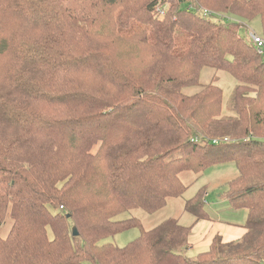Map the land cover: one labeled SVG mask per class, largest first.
Masks as SVG:
<instances>
[{"label":"trees","instance_id":"obj_1","mask_svg":"<svg viewBox=\"0 0 264 264\" xmlns=\"http://www.w3.org/2000/svg\"><path fill=\"white\" fill-rule=\"evenodd\" d=\"M216 16L264 29V0H0V264H264V58ZM219 73L237 83L231 115ZM223 165L236 176L219 193L248 215L240 240L187 256L213 220L206 184L190 226L120 218Z\"/></svg>","mask_w":264,"mask_h":264},{"label":"rangeland","instance_id":"obj_2","mask_svg":"<svg viewBox=\"0 0 264 264\" xmlns=\"http://www.w3.org/2000/svg\"><path fill=\"white\" fill-rule=\"evenodd\" d=\"M214 20L221 21L226 24H232L234 22L238 24L239 33L241 37H243L248 43H250L248 40L249 32H254L256 35L263 37L264 29H263L262 23H260L259 20H255L251 23H248L240 19H236L232 17H224V16H216L214 17ZM3 62H4L3 59L0 58V63H3ZM214 75H215V72L212 69H209V68L204 69L201 73V78H200L201 84L202 85L209 84ZM218 77H219L218 85L223 89V92H224L223 100H224V107H225V106H228V103L231 99V96L233 94L234 88L236 87L237 83L230 75L226 73H219ZM199 90L200 88H193V89L191 88V89L185 90V93L194 94L198 92ZM223 111L225 115H229V114L231 115V113L226 110V107ZM212 170H216V168ZM181 178L185 182L186 185H191L188 192L181 198L169 200L168 205L165 209L153 215L147 214L142 210H135V211H131L129 213H126L120 216V218L121 219L132 218V217L138 218L141 220L146 230H150L154 228L155 226H157L158 224H160L161 222L169 218L178 219L183 225H186V226L192 225L194 222V218L184 213V205L188 200L194 197L199 187L203 185V180L195 181L196 177L193 174H189V173L183 174ZM216 178L217 180L214 183H217L218 185L220 184V182L218 183V181H220V178L219 177H216ZM224 178H226V180L229 181L234 178V175H230L227 173V175ZM217 185H214V186H217ZM207 203L209 205L208 209L211 212H213L216 216L217 215L220 216L221 219L225 222H230V223H234V224L241 226V225H244L247 221L248 215L245 210H239V211L232 210L228 202L226 201V199L225 198L220 199L218 197V193L214 190L209 192ZM10 225H11L10 222L7 221L1 227L0 229L1 238H5L8 235V232L10 230L9 229ZM139 236H140V231L138 229H133L127 232L120 233L114 237H111L108 240H106V242H110L119 247H125L130 242L136 240ZM87 264H90V263H87Z\"/></svg>","mask_w":264,"mask_h":264},{"label":"crops","instance_id":"obj_3","mask_svg":"<svg viewBox=\"0 0 264 264\" xmlns=\"http://www.w3.org/2000/svg\"><path fill=\"white\" fill-rule=\"evenodd\" d=\"M215 168L216 170H212L214 169L212 168L210 169L212 171L209 170L210 172H206L204 177L202 178L203 185L206 184L208 186L207 199L209 197V192L213 190L216 191L218 193V197L222 199L223 197L219 193L218 188L227 181L224 177L227 175V173L230 175H234V177L236 176L235 167L232 165H223ZM216 177L220 178V181H218V183L220 182V184L218 185L217 183H214L217 180ZM206 207L208 212L213 217V220L199 221L194 224L193 229L191 231V236L189 238V248L187 251V256L190 258H195L199 254L208 252L217 237H221L225 243H228L240 240L246 233L245 229L243 228V225L239 226L234 223L225 222L221 219L220 216H216L213 212L208 209V203Z\"/></svg>","mask_w":264,"mask_h":264},{"label":"built area","instance_id":"obj_4","mask_svg":"<svg viewBox=\"0 0 264 264\" xmlns=\"http://www.w3.org/2000/svg\"><path fill=\"white\" fill-rule=\"evenodd\" d=\"M248 38L250 42L256 47L257 52L261 54L264 58V38L256 35L254 32H249ZM217 143L218 142L215 141V144Z\"/></svg>","mask_w":264,"mask_h":264},{"label":"water","instance_id":"obj_5","mask_svg":"<svg viewBox=\"0 0 264 264\" xmlns=\"http://www.w3.org/2000/svg\"><path fill=\"white\" fill-rule=\"evenodd\" d=\"M73 235L74 236H77L78 235V232H77V229L76 228H73Z\"/></svg>","mask_w":264,"mask_h":264}]
</instances>
